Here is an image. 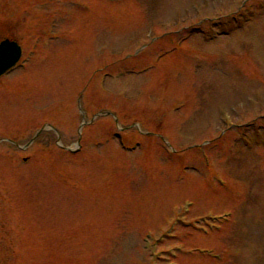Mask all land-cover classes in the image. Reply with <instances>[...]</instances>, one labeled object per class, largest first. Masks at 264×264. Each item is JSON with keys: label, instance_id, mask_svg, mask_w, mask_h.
I'll return each mask as SVG.
<instances>
[{"label": "rangeland", "instance_id": "rangeland-1", "mask_svg": "<svg viewBox=\"0 0 264 264\" xmlns=\"http://www.w3.org/2000/svg\"><path fill=\"white\" fill-rule=\"evenodd\" d=\"M9 4L0 264H264V0Z\"/></svg>", "mask_w": 264, "mask_h": 264}, {"label": "flooded vegetation", "instance_id": "flooded-vegetation-1", "mask_svg": "<svg viewBox=\"0 0 264 264\" xmlns=\"http://www.w3.org/2000/svg\"><path fill=\"white\" fill-rule=\"evenodd\" d=\"M7 4L8 0H0V43L8 38L7 36V27L5 23H3V20H5L7 16ZM18 45H20L22 53H24L23 44L21 41H16ZM13 70L8 71L6 74L0 77V100H2L3 93L7 92V89L9 88L8 79H4L9 77L12 74ZM4 131H6V127L4 125V122H0V142L3 141V138H7V135L4 134Z\"/></svg>", "mask_w": 264, "mask_h": 264}, {"label": "water", "instance_id": "water-1", "mask_svg": "<svg viewBox=\"0 0 264 264\" xmlns=\"http://www.w3.org/2000/svg\"><path fill=\"white\" fill-rule=\"evenodd\" d=\"M8 47H9V49L10 48L15 49L13 44H9ZM18 53H19V51H18L17 48L15 49V53L14 54L9 51L7 61L5 60L4 57L2 58V56L0 55V60L1 59H4L5 60V65L0 68V72H3L4 70L7 69L8 66H11L12 64H14L15 60L17 59Z\"/></svg>", "mask_w": 264, "mask_h": 264}]
</instances>
